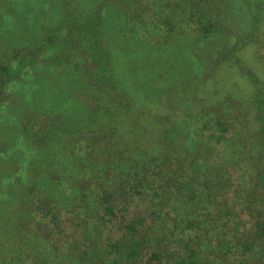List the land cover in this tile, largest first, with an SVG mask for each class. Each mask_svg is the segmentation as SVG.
<instances>
[{
    "label": "trees",
    "instance_id": "obj_1",
    "mask_svg": "<svg viewBox=\"0 0 264 264\" xmlns=\"http://www.w3.org/2000/svg\"><path fill=\"white\" fill-rule=\"evenodd\" d=\"M26 3L0 0V264H264V82L238 54L264 63V0Z\"/></svg>",
    "mask_w": 264,
    "mask_h": 264
},
{
    "label": "rangeland",
    "instance_id": "obj_2",
    "mask_svg": "<svg viewBox=\"0 0 264 264\" xmlns=\"http://www.w3.org/2000/svg\"><path fill=\"white\" fill-rule=\"evenodd\" d=\"M15 2V5L17 7V11L22 14L26 15L28 9H24L25 5H27L26 0H12ZM24 7V8H23ZM8 13V12H5ZM13 19H9V23ZM17 27H22V23H20V20L15 19L13 22ZM9 24L6 25L8 27ZM264 27V26H263ZM262 31L264 32V28H261ZM0 30H3L1 28ZM20 31V30H19ZM18 35V34H17ZM33 38L30 39V37H24L21 38L19 36H15L10 39L11 44H17L20 46H31ZM0 40L2 41V36L0 37ZM257 47V49H256ZM262 51V45L256 43V45H248L246 46L242 51H240L238 54L247 59V65L250 67L259 77L260 80L264 82V63L259 59V55L261 54ZM30 65L32 63H29ZM33 65L37 68L38 72L43 71H49L52 72L54 75H58L57 72L58 70H54L52 66H46L43 68V63L36 58V60L33 62ZM216 77H217V87L219 89H223L222 92H227L230 91L234 94H239L241 96L245 95L248 96L252 92V86L250 83L247 81V79L239 74V72L234 68L233 65H223L222 68L217 72L216 71ZM48 75L51 76V73H48ZM14 87H17L14 85ZM28 87V86H26ZM13 89V87L11 88ZM2 113V110H0V114ZM1 135V134H0ZM8 159V155H7ZM9 161V166L4 165L3 170L0 169V179L4 178L6 173H12L13 167L11 165V162H14V160L11 158ZM24 162L21 160L20 165H23ZM4 171V172H3ZM1 196V195H0Z\"/></svg>",
    "mask_w": 264,
    "mask_h": 264
}]
</instances>
